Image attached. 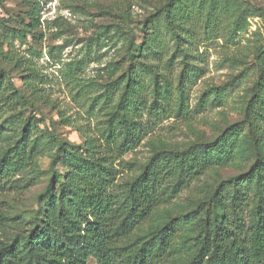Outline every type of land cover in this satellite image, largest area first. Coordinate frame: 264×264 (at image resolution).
I'll list each match as a JSON object with an SVG mask.
<instances>
[{
	"label": "trees",
	"instance_id": "trees-1",
	"mask_svg": "<svg viewBox=\"0 0 264 264\" xmlns=\"http://www.w3.org/2000/svg\"><path fill=\"white\" fill-rule=\"evenodd\" d=\"M233 1L236 3L200 0L194 7L187 0H168L145 20L144 29L169 33L176 52L187 57L185 47L193 45L195 36L193 13L204 20L207 29L217 32L219 20L233 8L232 19L238 22L234 33L245 29L247 13ZM254 9L264 17V8ZM156 41L145 39L136 44L134 39H127L128 65L108 85L101 106L107 116L103 133L106 154L101 151L104 145L94 139L76 145L48 130L47 136L33 137L32 122L25 124L14 145L6 149L0 158V196L16 171L26 165L32 167L51 147L54 154L46 185L37 195L36 208L30 215L0 214V219L12 226L20 217L27 220L22 233L13 240L0 241V264H161L185 249L194 252L185 264H264V43L256 50L255 63L249 69L254 80L240 121L226 127L212 141L154 153L137 175L119 182L113 154L128 153L143 137L142 118L144 108L149 106L144 75L151 78L153 86L155 108L149 106L148 110L156 116L171 106L170 81L158 73L159 67L148 55L149 51L152 55L160 52ZM1 56L8 58L6 54ZM5 73L0 68V89L9 84L12 97L21 106L32 105L22 89L4 80ZM184 80H190V71L185 70L180 77L179 115L185 107ZM96 101H91V108ZM109 102L114 103L111 109L106 106ZM244 133L247 150L254 156L248 170L220 181L202 199L195 196L197 203L179 217L185 224L195 225L193 236L180 245V225L173 220L135 236L192 182L230 163L243 144Z\"/></svg>",
	"mask_w": 264,
	"mask_h": 264
},
{
	"label": "rangeland",
	"instance_id": "rangeland-1",
	"mask_svg": "<svg viewBox=\"0 0 264 264\" xmlns=\"http://www.w3.org/2000/svg\"><path fill=\"white\" fill-rule=\"evenodd\" d=\"M167 1L0 0V68L6 71L4 80H11L33 103L21 106L12 97L9 84L0 89V158L14 145L27 122H32L33 137L47 136L48 130L76 145L94 139L104 145L101 151L106 154L103 133L107 116L101 106L108 85L128 65L127 39H134L136 44L157 39L160 52L152 55L149 51L148 55L159 67L158 73L170 81L173 95L169 109L155 116L148 110L149 106L155 108L151 78L144 75L148 86L144 95L149 106L144 108L142 118L143 137L128 153L113 154L119 182L137 175L154 153L212 141L226 127L240 121L254 80L249 69L255 63L256 50L264 43V17L254 7L264 8V0L233 1L248 17L245 29L236 33L238 22L232 19L233 8L219 20L217 32L207 29L204 20L193 13L195 36L193 45L185 47L187 57L176 52L169 33L144 29L145 20ZM187 1L194 7L200 4V0ZM2 54L8 58L2 59ZM185 70L190 71V80L183 83L186 100L184 112L179 115V81ZM161 76L159 84L163 88ZM94 99L97 101L91 108ZM113 104L109 102L106 106L111 109ZM246 138L244 133L243 144L230 163L192 182L189 189L142 225L135 236L170 220L180 225V245L193 236L195 225L185 224L179 217L197 203L195 198L202 199L220 181L248 170L254 156L247 150ZM51 148L32 167L26 165L14 173L12 182L6 184L0 196V214L29 216L36 208L37 195L46 185L53 159ZM17 221L12 226L0 219V241L13 240L27 228V220L20 217ZM193 255V251L185 249L181 255L161 264H185Z\"/></svg>",
	"mask_w": 264,
	"mask_h": 264
}]
</instances>
